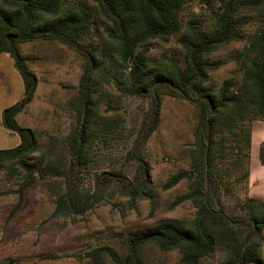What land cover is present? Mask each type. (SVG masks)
Here are the masks:
<instances>
[{
  "label": "trees",
  "instance_id": "1",
  "mask_svg": "<svg viewBox=\"0 0 264 264\" xmlns=\"http://www.w3.org/2000/svg\"><path fill=\"white\" fill-rule=\"evenodd\" d=\"M90 1L100 19L112 28L102 46L84 42L95 25V15L84 0H0V54L11 56L24 82V96L2 112L3 126L21 140L14 148L0 149V172L6 168L23 172L16 190L20 199L12 215L21 207L26 191L47 178H60L64 184L56 198L55 217L84 215L101 202L106 188L113 184L128 192L132 201L151 198L152 167L146 160V145L162 122L163 99L168 96L192 105L197 122L188 153L190 168L172 175L163 189L187 181L189 190L177 196L170 208L191 202L196 215L136 229L128 234L125 257L111 247H102L87 254L90 264H108L105 258L114 264H145L141 251L151 244L166 252L179 250L183 264H201L217 250L227 255L223 264H264V201L235 193V186L249 179L252 123L264 121V0H221L209 29L199 27L196 21L185 26L180 18L185 6L196 0ZM251 15L259 25L248 33L245 26ZM179 35L182 61L149 56L153 41H170ZM34 42L60 43L85 62L67 156H57L55 161L51 159L56 155L55 146L43 145L38 131L18 121L35 100L40 83L21 49ZM239 42L244 46L234 60L240 78L213 84L212 74L228 61L212 56ZM101 57L114 60L122 72H128L125 92L149 100L150 109L128 153L135 167L133 174L125 169L103 172L97 177V192L90 195L81 187L82 174L93 160V145L101 135L111 137L119 123L106 117L97 119L96 85L110 81ZM38 152L41 157L32 162L30 157ZM260 158L264 166V145Z\"/></svg>",
  "mask_w": 264,
  "mask_h": 264
},
{
  "label": "rangeland",
  "instance_id": "2",
  "mask_svg": "<svg viewBox=\"0 0 264 264\" xmlns=\"http://www.w3.org/2000/svg\"><path fill=\"white\" fill-rule=\"evenodd\" d=\"M85 4L95 15L92 35L84 42L102 46L112 31L109 24L98 16L96 6L90 0ZM221 7V0H196L180 12L186 26L196 21L199 27L209 29L214 25L213 12ZM256 17L246 20L245 31L252 33L258 26ZM180 37L170 41L155 40L149 45V56L156 58H184ZM244 43H232L212 56V59L228 61L222 69L213 73L211 82L220 86L230 78H240L235 62L236 52ZM28 64L39 77L35 100L18 116L23 127L40 133V142L46 147L54 145L57 156H67L68 137L76 124L75 104L84 72V59L60 43L34 42L21 46ZM105 63L109 82H98L96 98L99 116L119 120L110 137L101 135L93 145L92 163L82 174V192H97V177L103 172L125 169L133 174L135 167L128 157L137 130L150 109V101L125 92L129 84L128 72H122L116 62L101 57ZM124 73V75H123ZM99 76L96 75V81ZM24 94V82L8 54H0V149H10L21 142L19 136L8 131L2 123V111L18 102ZM196 109L183 101L164 97L162 122L146 145V160L152 167V197L132 201L128 192L119 185L106 188L102 200L84 215L55 217L57 195L63 191L60 178L39 181L25 193L21 207L12 215L19 202V183L23 180L20 168H6L0 172V264H90L87 254L97 248L111 247L123 257L127 255L128 234L136 229L154 225L163 220L192 218L197 209L187 202L176 209L170 204L189 190V183L165 191L163 185L174 174L190 168L188 153L194 143ZM45 147V148H46ZM45 151H49L48 148ZM41 152L33 154L32 162H38ZM242 171V169H240ZM243 173L240 172V175ZM235 177L231 179L234 182ZM248 188L245 189V185ZM235 193H250L249 179L235 186ZM250 196V195H249ZM230 204L233 202L229 201ZM264 256V235L261 238ZM145 264H183L179 250L162 251L151 244L142 251ZM224 251L217 250L205 257L201 264H223ZM108 264L112 259L105 258Z\"/></svg>",
  "mask_w": 264,
  "mask_h": 264
},
{
  "label": "crops",
  "instance_id": "3",
  "mask_svg": "<svg viewBox=\"0 0 264 264\" xmlns=\"http://www.w3.org/2000/svg\"><path fill=\"white\" fill-rule=\"evenodd\" d=\"M24 96V94H23ZM3 112V111H2ZM264 145V121L252 123V144L250 162V197L264 201V166L261 163L260 151Z\"/></svg>",
  "mask_w": 264,
  "mask_h": 264
}]
</instances>
